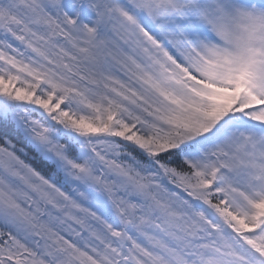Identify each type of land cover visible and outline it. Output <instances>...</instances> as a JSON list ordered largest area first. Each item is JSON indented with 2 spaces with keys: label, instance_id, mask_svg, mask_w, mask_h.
Here are the masks:
<instances>
[{
  "label": "snow or ice",
  "instance_id": "6c2138e0",
  "mask_svg": "<svg viewBox=\"0 0 264 264\" xmlns=\"http://www.w3.org/2000/svg\"><path fill=\"white\" fill-rule=\"evenodd\" d=\"M0 264H264V0H0Z\"/></svg>",
  "mask_w": 264,
  "mask_h": 264
}]
</instances>
